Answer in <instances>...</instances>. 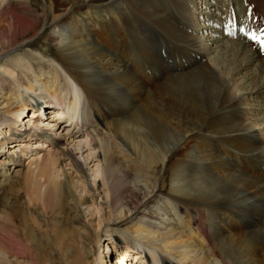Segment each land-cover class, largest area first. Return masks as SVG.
I'll return each mask as SVG.
<instances>
[{
  "label": "bare ground",
  "instance_id": "1",
  "mask_svg": "<svg viewBox=\"0 0 264 264\" xmlns=\"http://www.w3.org/2000/svg\"><path fill=\"white\" fill-rule=\"evenodd\" d=\"M44 1L48 12L0 0V57L43 36L47 17L60 56L0 63V233L12 174L30 212L24 245H0V264H264V5L224 0L223 16L204 13L196 28L192 0H75L92 8L77 36L74 3ZM117 180L143 204L168 191L131 232L134 250L119 244L122 258L101 242L110 215L131 211Z\"/></svg>",
  "mask_w": 264,
  "mask_h": 264
},
{
  "label": "rangeland",
  "instance_id": "2",
  "mask_svg": "<svg viewBox=\"0 0 264 264\" xmlns=\"http://www.w3.org/2000/svg\"><path fill=\"white\" fill-rule=\"evenodd\" d=\"M74 1L75 0H67L69 5L70 4L73 5ZM99 1H101V3L106 2V0H99ZM107 1H109V0H107ZM192 1H196L195 5L190 4L191 7L189 9L192 10V12H193L192 15L195 17L194 23H192V24L196 28H200V24L203 23V25H204V22H206V20L203 19V18H205V16H202L204 13L211 15V17L216 16L215 17L216 19L221 18L223 16L222 11L224 10V0H220L218 2V5H217L218 7L215 10L211 9L212 8V7H210L211 5L208 6V9H211V11H209L208 13H207V11H208L207 5H203V3L200 0H192ZM256 1L257 2L259 1V4L264 5V0H256ZM41 2L43 3L45 10L48 12V9H47L48 4L44 0H41ZM205 2H207L208 4L209 3L212 4L214 2V0H205ZM260 2H262L263 4ZM61 4H65V3L62 2ZM68 4L61 5L60 8L58 6L59 12L66 11L67 10L66 8L69 7ZM228 4H229V7L232 5V3L230 5L229 2H228ZM236 4H238V3H236ZM237 6H239V5H237ZM233 7H234V3H233ZM70 8H71V10H69V11H71V14L73 15L72 16L73 19H72V21H69V22H71V24L66 26L67 31L68 32L72 31L73 35L80 36L83 33V28L81 27L80 24H81V22L85 21L86 18H88V19L90 18L89 16H90V13L92 12L91 5L89 3H86L85 5H82V6H76V3H74V5L70 6ZM236 8L238 9L240 7H236ZM238 10H240V9H238ZM69 11L65 12V16L67 15V13ZM241 12L242 11H240V13ZM235 14H236L235 12H232V16L235 17ZM226 18L228 20L229 15H228V17H225V19ZM235 20H236V18H235ZM199 22H201V23L199 24ZM236 22L237 23H235L233 21V24L231 23V26H232V27H230V28H232V29H230L231 35H232L231 39L235 40V38H236L237 40H239L238 36H234V32H235L236 28H238L237 26H239V29H241L242 25H240V24L238 25L239 20ZM86 23H88V21ZM214 23L215 22H213V23L210 22L209 26L212 29H215L216 32H218L220 30V28L216 27V25ZM50 26H51L50 20L47 17L44 24H43V27H48V29L43 34V36H37L36 38L31 39L30 41H27L28 45H26V44L22 45L21 48L19 46V48L17 50H10V49L6 50L4 53L5 55H2L0 57V63L3 62L4 57L6 58V60L9 58H12V59H15L17 61H19L23 58H26V60L29 63L31 62L33 64L35 62H38L40 59L42 60V62L46 63V61L50 60L53 57L59 58L60 56H59L58 52L55 50L56 46H54L53 43H47L48 42L47 39H49V34L53 31V30H51ZM87 29H89V28H87ZM197 31L199 33V34L196 33V35L198 36V39L201 38L199 40V42H201V41L204 42V39H206L205 41L207 42L208 38H205V34H201L200 30H197ZM237 40H235V41H237ZM223 43L218 42V44L215 47H217V46H219V44H223ZM211 51H212V49L209 52H211ZM228 54H229V52L225 53V55H226V56L224 55L225 58L228 56ZM30 56H31V58H30ZM209 56L211 57L213 55L210 54ZM31 60H33V61H31ZM253 69H254V66L249 67L247 73L252 71ZM243 72H241V74ZM135 73H138V71L136 70ZM240 76L241 75H237V77L235 78L236 83H239L242 81L240 79ZM262 100H264V99H262ZM262 100H259L260 103H264ZM54 104H56V103H54ZM249 110H251V109H249ZM27 111L28 110L25 111L24 116L27 115ZM56 111H58V110L56 109ZM253 111L254 112L251 113L252 116H258L257 114H259V112H257L256 110H253ZM39 116H42V115L40 114ZM45 116H49V115H47L45 113ZM260 116H262V115L260 114L259 117ZM41 118H44V116ZM252 118H254V117H252ZM64 124H66V122L63 121V125ZM261 127L262 126L259 125L256 128L259 129ZM262 139L263 140L261 141L260 146L264 147V135H263ZM5 161H6V159L2 158V156L0 155V164L3 165V163H5ZM1 165H0V167L2 168L3 166H1ZM67 171H68V169H67ZM161 172H162V170H161ZM9 177L10 178L7 181V183L9 185H5L3 187L5 191L7 190L6 191L7 193L5 191L4 192L7 194L6 196H8V198H9L8 203L6 204L10 207V209L6 210V212L9 214V216H7L8 217V221H7L8 226L6 229H4L2 231V233H0V245H2L4 247L6 246V247L14 248V249H19V247L21 245L22 246L24 245V239L22 238V234H23V231L27 228V217H29L28 214H30V212L27 211V206H26L27 202L25 200L26 197L24 194V187H25L26 183H24L21 180H17V178L13 174ZM111 189L113 190V192L117 196H119L122 199L123 202L130 203L131 211L128 213L129 215L127 217H122V215H119V214H116V215L114 214L113 216L110 215V217H112L111 218L112 223L109 225L110 228L108 229V233H106L107 236H106V234H103V236L101 238V242L103 241V247H102L103 254L102 255L105 256L107 254H111V255L114 254V256H115L114 251H116V253H117L116 256L118 258L121 256V258H122L123 256H122L121 251L123 249H122V247L119 246V244L121 243L122 245H125V243H129L131 245V247H129V249L134 250V247H136V246L133 244V242L131 240V237H132L131 232H133V229L137 228V226H139V224L141 222H143V223L145 222L144 216H147L150 214L151 208L155 205V202L157 200H162V197L167 195L168 191L166 188H164L156 196L148 199L146 201V204H145V202L143 204V202H141L142 196L138 195L137 193L132 192V190H130L129 188L124 186V182L121 180H117L116 182H114L113 185L111 186ZM2 200H3V196L0 197V203L2 202ZM0 207H1L0 208V210H1L2 209L1 204H0ZM190 215L193 218L196 217L194 212H191ZM109 231H110V233H109ZM110 238L113 239L112 240L113 242L110 241ZM106 243H108L109 250L110 249L112 250V251L110 250L109 253L108 252L106 253L107 250L104 249V246H105L104 244H106ZM104 253H106V254L104 255ZM125 261H127V259ZM128 261H130V260H128ZM150 261H151V259H146L145 261L140 262V263L141 264L142 263L143 264H150L151 263ZM121 264H126V263H123V261H122Z\"/></svg>",
  "mask_w": 264,
  "mask_h": 264
},
{
  "label": "snow or ice",
  "instance_id": "3",
  "mask_svg": "<svg viewBox=\"0 0 264 264\" xmlns=\"http://www.w3.org/2000/svg\"><path fill=\"white\" fill-rule=\"evenodd\" d=\"M255 39V37H253Z\"/></svg>",
  "mask_w": 264,
  "mask_h": 264
}]
</instances>
